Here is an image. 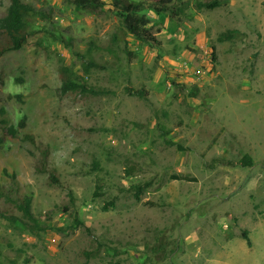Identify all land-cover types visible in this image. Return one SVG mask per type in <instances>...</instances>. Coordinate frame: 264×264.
<instances>
[{
	"label": "rangeland",
	"instance_id": "obj_1",
	"mask_svg": "<svg viewBox=\"0 0 264 264\" xmlns=\"http://www.w3.org/2000/svg\"><path fill=\"white\" fill-rule=\"evenodd\" d=\"M25 1L50 17L0 55V136L2 118L26 117L0 145V183L16 175L46 230L11 225L2 209L22 213L0 199V264H264V0H172L164 13L132 0L158 46L127 32L114 0L98 12ZM229 28L242 33L219 41ZM89 48L104 67L85 73L76 52ZM64 62L91 90L62 92ZM47 145L61 185L36 170ZM246 155L252 166L227 163Z\"/></svg>",
	"mask_w": 264,
	"mask_h": 264
},
{
	"label": "trees",
	"instance_id": "obj_2",
	"mask_svg": "<svg viewBox=\"0 0 264 264\" xmlns=\"http://www.w3.org/2000/svg\"><path fill=\"white\" fill-rule=\"evenodd\" d=\"M71 3L75 4V7L79 10H88L91 12H98L103 9L106 5L105 0H69ZM151 4L154 10L158 13H164L169 10L172 0H146ZM219 0H204L197 1L196 6L199 9L207 8L213 9L220 5ZM114 9L118 17L120 18L123 27L128 33L135 36L139 41L150 43L153 45H160V41L157 36L152 32L149 26L150 18L147 14L143 13L142 5L138 2L132 0H114ZM48 19L50 17L46 11L45 7H37L34 4L27 2L25 0H11L10 5L7 8L5 14L0 16V55L7 51L19 50L27 42L29 35L34 32V26L36 24L37 18ZM242 32L236 28H229L218 36L219 41L232 40L237 37ZM67 45H72L70 40H63ZM76 54L83 59V69L85 73H89L93 67H104L95 60L92 54V49L89 48L87 52H79ZM217 60L216 46L212 45V61ZM59 76L61 78V90L63 93L69 92H81L86 93L91 90L85 79L77 75L74 69L67 63H62L59 66ZM128 92L132 94H137L142 97H147V90L140 88L136 89L133 87L128 88ZM4 112V109H2ZM3 122V132L0 136V145L5 142L8 136L17 137L23 127L26 126V117L24 116L19 124L10 123L8 119L2 118ZM26 140L32 143L36 142L35 136L33 134H27L25 136ZM42 157L37 162L36 170L39 172H49V182L55 185H61V180L57 174V170L50 167L49 165V155L50 149L47 145L41 150ZM218 163H226L225 160L218 159ZM227 163L234 164L239 163L243 166H252L253 159L251 156H244L239 162H234L228 160ZM95 169L99 168V163H94ZM133 166L127 164L126 172L132 173ZM13 182L8 185H3L0 183V199H3L6 203H9L13 207L21 211L22 215L18 216L10 207H5L2 209L1 214L8 222L16 227H23L31 232H38V229H44L40 225L39 220L35 213L33 212L32 204L33 197L29 194L22 193L20 190V183L16 180V175H13ZM151 185V182L137 183L133 185V195L136 199H141L142 194ZM101 184L97 183L96 194H100ZM73 195L72 192H70ZM72 200L74 197L71 196ZM108 205L114 206L115 201L111 200L104 207H109ZM243 237L248 241V244L252 245V240L248 235L247 230L242 232ZM1 254V252H0Z\"/></svg>",
	"mask_w": 264,
	"mask_h": 264
}]
</instances>
